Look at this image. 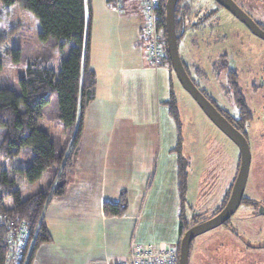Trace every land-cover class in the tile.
I'll return each mask as SVG.
<instances>
[{"label": "crops", "instance_id": "crops-1", "mask_svg": "<svg viewBox=\"0 0 264 264\" xmlns=\"http://www.w3.org/2000/svg\"><path fill=\"white\" fill-rule=\"evenodd\" d=\"M102 2L100 16L92 10L98 7L96 0L89 4L87 64L95 75L93 97L82 112L81 136L64 194L49 199L45 207L43 218L51 241L39 245L31 264H110L128 258L133 239L146 243L144 246L177 247L181 238L178 134L181 155L189 160V154L166 102L171 90L176 97L182 91L173 85L169 64L155 68L146 58L145 41L137 36L143 20L140 0H121L117 10L106 0ZM197 3L183 1L188 7ZM200 3L219 15L217 3ZM128 16H135V21L125 31L116 32L118 19L129 23ZM182 31L186 36V26ZM179 89L184 90L181 85ZM188 175L187 168L186 203ZM232 179L225 180L221 200ZM123 191L125 214L105 216L103 202L118 199ZM53 231L62 233L60 243Z\"/></svg>", "mask_w": 264, "mask_h": 264}, {"label": "rangeland", "instance_id": "rangeland-1", "mask_svg": "<svg viewBox=\"0 0 264 264\" xmlns=\"http://www.w3.org/2000/svg\"><path fill=\"white\" fill-rule=\"evenodd\" d=\"M183 1H178L176 25L180 31L186 26L187 35L183 36V31L180 33L178 50L189 77L204 94L215 100L218 108L239 118L240 110L232 96L234 90L231 82H234L246 110L243 115L249 116L245 125L251 158L243 197L252 202L249 206L241 204L226 224L196 236L190 243L188 264H264V40L253 35L224 8L220 7L219 15H215L211 13V7H206L200 0H197L198 6L190 5L189 10ZM204 1L211 5L215 2ZM236 1L264 28V0ZM96 3L98 7L92 10L100 16L103 2L96 0ZM109 4L114 10L118 9L116 4ZM127 19L129 23L124 20L122 23L118 19L116 32L125 31L124 27L131 25L130 21H135V16H128ZM39 29L37 20L30 12L17 4L5 6L0 3L1 84L17 86L19 75L33 58L46 57L50 66L58 70L61 59L68 55L71 43L62 44V40L43 42L38 38ZM127 30L130 34L132 29ZM137 36L139 40L142 38L140 32H137ZM187 42L191 44L187 46ZM9 48L19 50H7ZM170 71L174 87L182 91L179 97L175 96L180 115L179 126L174 118L173 122L178 133L182 130L189 154L185 212L189 221L191 218L204 221L212 217L220 206V195L227 185L225 180L231 178L237 169L239 151L192 97L179 89L180 84L172 68ZM44 110L48 112V118L46 113L43 114L39 126L48 128L53 136L54 133L61 134L56 94ZM32 156L33 151L23 147L11 159H0V169L6 172L8 178L15 180L21 197L45 188L50 180L48 170L36 181L28 182L15 169L28 165ZM68 203L71 204L70 200ZM10 204L8 199L5 205ZM114 221L122 222L118 218ZM134 233L135 227L130 231V238ZM52 236L58 238L60 243L62 233L53 231ZM131 242L146 244L135 239ZM32 245L31 239L27 241L26 254L19 264H29L27 249H31Z\"/></svg>", "mask_w": 264, "mask_h": 264}, {"label": "trees", "instance_id": "trees-1", "mask_svg": "<svg viewBox=\"0 0 264 264\" xmlns=\"http://www.w3.org/2000/svg\"><path fill=\"white\" fill-rule=\"evenodd\" d=\"M106 1L121 6V0L117 2ZM165 1L160 0L158 7V26L162 29L164 39ZM178 1L175 4L177 41L182 32L176 25ZM0 3L5 6L17 4L21 9L30 12L40 27L37 33L39 40L46 43L59 42L60 40L63 41L62 44L71 43L68 55L61 59L57 71L50 66L48 58H33L27 62L24 72L19 75L17 86H12L11 83H0V159H11L12 156L19 153L21 148L28 147L33 151L31 162L15 169L21 172L28 182L36 181L47 170L51 173L45 188L21 197L15 180L8 178L6 172L0 169V264H6L7 245L5 239L9 228L20 224L30 229L31 236L35 235L27 257L29 264H31L34 252L39 245L51 241L43 213L49 199L64 194L67 183L66 177L72 169L73 156L81 136L82 112L94 93L95 75L87 64L90 38V0H0ZM186 7L188 10L189 7ZM7 50L16 52L19 49L9 48ZM164 63L170 65L166 49L161 65ZM183 64L187 71L184 62ZM1 68L0 58V70ZM231 84L234 90L232 96L235 97L240 110L239 118L233 117L227 111L218 108L212 97L199 90L247 139L245 123L249 116L244 117L243 114L246 110L243 107L242 98L239 92L235 90L234 82ZM54 94H56L58 119L62 129L61 134L54 133L53 136L48 128L40 127L39 123L43 114L46 113L44 109ZM166 103L171 117L179 126L176 98L172 90ZM180 149L181 138L178 134L175 151L178 154L179 234L182 237L189 227L201 220L191 218L192 220L189 221L185 217L186 176L189 160L181 155ZM238 166L239 161L231 185L212 216L225 205ZM8 199L11 204L7 206L5 202ZM251 203L250 199L242 197L240 205L249 206ZM126 209L127 201L124 191L121 192L118 199L106 200L102 205L105 216H122ZM227 222L228 220L224 224ZM191 223L193 224L191 225ZM176 248L179 253V243Z\"/></svg>", "mask_w": 264, "mask_h": 264}, {"label": "water", "instance_id": "water-1", "mask_svg": "<svg viewBox=\"0 0 264 264\" xmlns=\"http://www.w3.org/2000/svg\"><path fill=\"white\" fill-rule=\"evenodd\" d=\"M238 19L253 35L264 40V29L257 24L234 0H214ZM177 0L165 1V40L167 54L172 71L181 87L192 97L203 113L228 137L238 148L239 166L229 197L221 210L207 220L200 221L189 227L179 242L178 264H188L191 241L198 235L224 224L239 207L250 166V147L246 137L236 129L227 118L194 84L189 77L179 55L177 34L175 29V4Z\"/></svg>", "mask_w": 264, "mask_h": 264}, {"label": "built area", "instance_id": "built-area-1", "mask_svg": "<svg viewBox=\"0 0 264 264\" xmlns=\"http://www.w3.org/2000/svg\"><path fill=\"white\" fill-rule=\"evenodd\" d=\"M119 1V0H113ZM160 0H140L143 11L142 37L145 41V53L149 64L153 67L161 66L165 55L166 40L162 29L158 26V7ZM35 236V235H34ZM34 236L30 229L23 224L11 227L6 235L7 258L6 264H19L25 255L27 241ZM30 249H27V256ZM179 253L176 247L160 245L159 247L144 246L134 242L130 245L129 256L126 259L112 261L110 264H178Z\"/></svg>", "mask_w": 264, "mask_h": 264}, {"label": "flooded vegetation", "instance_id": "flooded-vegetation-1", "mask_svg": "<svg viewBox=\"0 0 264 264\" xmlns=\"http://www.w3.org/2000/svg\"><path fill=\"white\" fill-rule=\"evenodd\" d=\"M236 3H237V1L236 0H234ZM238 5H239V3H237ZM218 5V4H217ZM240 6V5H239ZM219 7H221L220 5H219ZM241 7V6H240ZM222 9H223V7H221ZM242 8V7H241ZM243 9V8H242ZM244 10V9H243ZM245 11V10H244ZM246 12V11H245ZM249 16H250V14L248 13V12H246ZM251 17V16H250ZM252 18V17H251ZM253 19V18H252ZM254 20V19H253ZM255 21V20H254ZM256 22V21H255ZM257 24H259V23H257ZM260 27H261V25H259ZM262 28V27H261ZM264 29V28H263Z\"/></svg>", "mask_w": 264, "mask_h": 264}]
</instances>
